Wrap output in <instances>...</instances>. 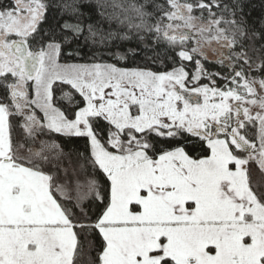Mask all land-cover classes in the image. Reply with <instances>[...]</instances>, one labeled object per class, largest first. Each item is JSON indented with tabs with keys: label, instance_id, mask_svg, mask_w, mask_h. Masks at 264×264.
Instances as JSON below:
<instances>
[{
	"label": "snow or ice",
	"instance_id": "obj_1",
	"mask_svg": "<svg viewBox=\"0 0 264 264\" xmlns=\"http://www.w3.org/2000/svg\"><path fill=\"white\" fill-rule=\"evenodd\" d=\"M247 7L0 0V264H264V21Z\"/></svg>",
	"mask_w": 264,
	"mask_h": 264
},
{
	"label": "trees",
	"instance_id": "obj_2",
	"mask_svg": "<svg viewBox=\"0 0 264 264\" xmlns=\"http://www.w3.org/2000/svg\"><path fill=\"white\" fill-rule=\"evenodd\" d=\"M248 7L246 8V11L249 14V22L257 25L259 27L264 21V0H247ZM50 22L51 19H50ZM140 42L137 41L135 38H133L130 41L126 42L127 47L130 48H137V45ZM143 47V45H141ZM105 60H108V62H114L111 61L108 57H105ZM74 63H88L90 62L88 56H84L81 58L80 56H76L72 61ZM136 63H142V58L137 57L136 58ZM129 66H132L131 64ZM208 67L216 70V71H221L219 67L215 65H208ZM226 74V73H225ZM56 139L60 140V142L64 145L65 151H72V152H87L88 150V140L87 138H62V137H55ZM190 148L192 145L189 146ZM103 183V181H101Z\"/></svg>",
	"mask_w": 264,
	"mask_h": 264
},
{
	"label": "rangeland",
	"instance_id": "obj_3",
	"mask_svg": "<svg viewBox=\"0 0 264 264\" xmlns=\"http://www.w3.org/2000/svg\"><path fill=\"white\" fill-rule=\"evenodd\" d=\"M208 58L211 61H215L218 59V54L214 53L212 49H207Z\"/></svg>",
	"mask_w": 264,
	"mask_h": 264
},
{
	"label": "flooded vegetation",
	"instance_id": "obj_4",
	"mask_svg": "<svg viewBox=\"0 0 264 264\" xmlns=\"http://www.w3.org/2000/svg\"><path fill=\"white\" fill-rule=\"evenodd\" d=\"M227 63V62H226Z\"/></svg>",
	"mask_w": 264,
	"mask_h": 264
}]
</instances>
